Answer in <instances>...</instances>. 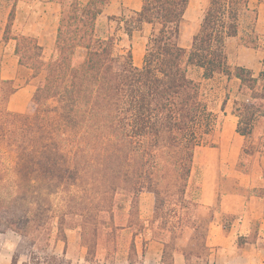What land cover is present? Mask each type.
I'll use <instances>...</instances> for the list:
<instances>
[{
    "label": "trees",
    "instance_id": "obj_1",
    "mask_svg": "<svg viewBox=\"0 0 264 264\" xmlns=\"http://www.w3.org/2000/svg\"><path fill=\"white\" fill-rule=\"evenodd\" d=\"M142 1L140 12L109 18L118 24L117 33L100 36L97 23L112 0H50L60 5L61 15L49 61L37 35L13 38L21 69L29 76L24 84L0 77V232L48 247L56 221L65 251L47 255L44 264L72 263L66 258L70 231L80 234L85 263L101 264L99 242L108 245L121 229L115 224L119 197L129 203L130 220L135 218L128 227L139 228L134 236L149 230L164 245L163 264H174L177 251L186 264H210L207 240L220 204L203 206L189 200L187 192L195 153L222 122L204 100L202 83L190 76L192 69L201 70L205 81L217 75L235 78L240 90L250 93L249 100L234 102L236 132L245 139L237 169L249 173L243 159L264 153L249 146L264 119V71L256 76L245 67L233 68L227 53L229 40L240 36L243 16L252 17L251 31L257 33L258 11L251 9V0H210L189 49L178 40L190 0ZM16 12L14 5L6 40ZM145 24L153 31L139 68L132 39ZM28 84L36 92L27 111H9L10 98ZM144 193L155 199L149 228L140 217ZM251 194L264 200V189ZM231 225L232 218L223 215L225 230ZM249 241L239 238L238 246ZM129 262L140 264L135 241Z\"/></svg>",
    "mask_w": 264,
    "mask_h": 264
},
{
    "label": "crops",
    "instance_id": "obj_2",
    "mask_svg": "<svg viewBox=\"0 0 264 264\" xmlns=\"http://www.w3.org/2000/svg\"><path fill=\"white\" fill-rule=\"evenodd\" d=\"M209 1L210 0H190V5L185 14L184 20L186 19V15L190 11L192 6L199 11L202 9L205 11L209 4ZM55 4L57 3L50 1L47 3L48 6H54ZM34 5V2L27 5L28 11L25 17H23L21 20V26H17L16 24L19 18L18 11L16 12V19L14 21L12 33L10 34L9 40L5 39L8 21L1 31L0 77L2 80L18 81L19 79L21 66L19 57L16 55L17 41L13 39L15 37L20 38L21 36H26L31 33L37 35L39 46L43 48V59L45 61H49L51 59L56 44L57 28L61 13L55 16L53 15L55 19V26L53 28L50 27L48 29L46 28V24L43 23L45 17L49 16V13L45 14L44 12L39 13L37 19H35L31 25L30 21L32 18ZM263 6L264 5L262 3H256V5L252 7L250 1L251 9L258 11L256 29L259 33L264 31ZM142 7V0H112V3L106 8L104 13L113 11L114 16L111 17H118L117 15L119 14V12H140L142 10ZM16 8L19 7L16 5ZM182 25L178 40L179 46L184 49H189L192 46L194 36L198 33L199 30L195 29L191 34H189V36H187V38H185ZM152 31V26L150 24H145L141 32H135L133 34L132 45L134 63L135 66L139 68H141L144 64L146 46L149 38L152 35ZM239 37L229 40V42L227 43V47L231 41H237ZM228 57L229 64L232 67H245L252 70L256 76H258L260 72L264 71V54L260 52V48L252 49L251 47L238 45L235 51L229 53ZM232 79L233 80L231 82H233L235 86L240 89V81L235 78ZM35 92L36 86L34 84L25 85L24 87L20 88L15 94H13L7 104V108L13 113H25L35 95ZM224 100L222 101V103H220L217 109H209L217 114L221 113L224 116V121L221 125L220 130L221 140L219 142L218 148V159L221 161V164L229 166L231 174L228 175V178L236 183V189L234 192H221L218 185L219 180H214V183H211L210 185L204 182L203 188L199 195V199L198 201H195L206 207H215L218 203L220 204L221 213L216 214L215 221L210 226L207 240V244L213 252L210 264H223V257H228V255H230L229 253H231V257H233L231 258L233 259V262L243 261L242 259H246V255L253 254V256L255 257L256 252L258 257H260L262 253H264V200L251 194L253 190L264 189V174L258 177L255 171L247 173L241 172L237 169L242 149L245 145V139L238 135L236 132L238 118L233 115L234 103L228 100V103L225 106V111L223 112L222 106ZM231 120H233L234 123V130L233 133L227 135L225 131L226 123ZM154 202L155 199L152 194L144 193L141 195L140 217L148 228L150 226V222L153 219L152 210ZM144 204L146 205V208L149 209L150 216L147 219H145L141 215V210ZM223 215H227L232 218V225L228 230H225L223 226ZM126 228L128 230L130 229L128 226ZM132 236L133 238L131 245L135 241L140 258V264H163L162 258L164 253V245L156 240H153L151 238L149 230L137 237L134 236V233L132 234ZM239 238H247L250 241L244 247H239ZM140 240L143 241L142 249L140 248L138 242ZM22 244V237L15 232H0V264H15V256L21 249ZM143 250H145V253ZM129 256L130 251L128 253L126 264H130ZM182 260L183 263L186 264L183 252L177 251V253L175 254L174 264H179ZM16 264H19V262L16 261Z\"/></svg>",
    "mask_w": 264,
    "mask_h": 264
},
{
    "label": "rangeland",
    "instance_id": "obj_3",
    "mask_svg": "<svg viewBox=\"0 0 264 264\" xmlns=\"http://www.w3.org/2000/svg\"><path fill=\"white\" fill-rule=\"evenodd\" d=\"M50 0H0V34L3 27L6 25L8 21L9 14L14 5H17L18 11V20L16 22L17 26H21V20L25 17L29 3H35L33 14L31 18V25L39 13L44 12L45 14L49 13V16H46L43 23L46 24V28L54 27V17L53 15H57L61 13V7L57 4L54 6H48L47 3ZM89 0H81L83 4H87ZM46 2V3H45ZM256 3H260V0H251L252 7L256 5ZM264 5V4H263ZM264 7V6H263ZM126 14H129L128 11H125ZM205 11L197 10L192 6L190 11L186 15V19L183 22L182 28L185 34V38L189 36L195 29L199 30V26L201 25V21L204 17ZM122 13L119 12L117 15L120 17ZM44 16V15H43ZM42 16V17H43ZM113 15V11H108L104 13L98 20L97 30L98 35L104 36L108 34L117 33L118 24L116 22H110L109 18ZM241 33L240 37L237 41L233 40L229 43L227 47V53L235 51L238 45H244L246 47L252 45V43L256 42L258 44V48H260V52L264 54V31L256 34H252L251 29L253 28V19L249 15H245L241 21ZM257 31V29H256ZM122 35V33H120ZM253 49V48H252ZM234 68V67H233ZM29 76V72L25 69H20L18 82L20 84H24ZM190 76L194 79L200 81L202 83V94L204 100L207 102L210 109H217V107L222 103L225 98H229V100L234 103L236 100L241 102H245L249 100L250 93L246 90L241 91L235 86L233 79L227 78L224 75H217L211 81L203 80L202 71L199 69H192L190 71ZM221 117V122L224 121V116L221 113H218ZM222 125V124H221ZM221 130V127H220ZM219 132L211 137L208 140V143L201 146L197 149L195 153V162L192 178L189 184L187 198L192 201H198L199 195L203 188L204 182L207 184L214 183V180L217 179L219 190L221 192H234L236 189V183L228 178V175L231 174L229 166L221 164V161L218 159L219 156V142L221 140V135ZM234 123L233 120L226 123L225 131L227 135L233 133ZM264 119L259 121L256 126V130L252 139L249 142L250 148L255 150H264L262 145L264 144ZM212 146H216L215 148ZM243 165L249 172L255 171L257 176L260 177L264 174V153H256L254 157H245L243 159ZM119 207L115 210V218H116V226L121 228L114 235H112L109 239L108 245H106L103 241L99 242L98 247V255L97 260L101 262V264H126V260L128 258V253L131 248L132 242V234L138 230L139 228L133 225L132 229H127L128 222L130 218L128 217V208L129 203L123 197H119ZM57 208L60 209V204H56ZM154 206L152 210V216L154 215ZM180 211L181 208L179 207ZM141 215L147 219L149 218V209L146 208L144 204L142 208ZM204 216H209V211H203ZM130 222L135 223V218L131 219ZM158 226V225H156ZM57 224L54 222V234L51 238L50 246H42L36 247L33 245V241L27 238H23V244L19 252L16 254L15 258L19 264H35L37 260H40L42 264L45 263V257L47 255L57 254L62 255L65 251V244L63 242L58 241L57 239ZM144 236V235H143ZM68 239L70 245L66 250V258L71 260V264H86L84 263V257L86 256V249L82 248L80 234L75 231L68 232ZM170 241V238L166 235L164 238ZM139 246L142 249V242L138 241ZM173 246V242H171ZM255 253V251H254ZM213 254V252H212ZM230 255L223 257V264H264V253L261 254L260 257H254L252 255H246V259H242L243 261L233 262ZM181 257V256H179ZM226 259V260H225ZM179 264H184L183 260L180 261ZM215 264V263H214Z\"/></svg>",
    "mask_w": 264,
    "mask_h": 264
}]
</instances>
